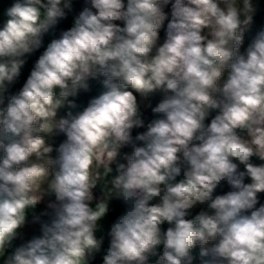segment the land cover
Here are the masks:
<instances>
[{
    "label": "clouds",
    "instance_id": "obj_1",
    "mask_svg": "<svg viewBox=\"0 0 264 264\" xmlns=\"http://www.w3.org/2000/svg\"><path fill=\"white\" fill-rule=\"evenodd\" d=\"M262 3L0 0V264H264Z\"/></svg>",
    "mask_w": 264,
    "mask_h": 264
},
{
    "label": "crops",
    "instance_id": "obj_2",
    "mask_svg": "<svg viewBox=\"0 0 264 264\" xmlns=\"http://www.w3.org/2000/svg\"><path fill=\"white\" fill-rule=\"evenodd\" d=\"M70 23H71V21L69 19V21L63 23L61 25V27L67 28L68 26H70ZM262 26H264V3L261 4L260 11L257 13V15L255 17V23H254V26H253V30L255 31L256 29H258V28H260ZM33 59H35V58H33ZM30 67H31V62H29L28 67L25 68L23 76L21 78V82L27 76L28 70L30 69ZM16 87L18 88L19 85H17ZM99 91H100V86L97 85L96 93H98ZM158 100H159V97L157 96V97L151 98L148 101H145L144 102V106H143V111L146 112L148 115L152 116L151 111H150V107L148 105L154 106L158 102ZM76 103L80 106V108H82L83 106L86 105V103L83 100V93L78 98H76ZM126 151H128V150H126ZM115 208H116V212L120 211V205L119 204H116ZM111 218L112 217L110 216L109 219H111Z\"/></svg>",
    "mask_w": 264,
    "mask_h": 264
},
{
    "label": "built area",
    "instance_id": "obj_3",
    "mask_svg": "<svg viewBox=\"0 0 264 264\" xmlns=\"http://www.w3.org/2000/svg\"><path fill=\"white\" fill-rule=\"evenodd\" d=\"M37 55H38V53H37ZM33 58H35V57H33ZM97 85L98 84H96L95 82H93L92 83V91L90 93H83V98H84V100H85L86 103H87L88 99L90 98V96L97 94L96 93ZM144 116H145L146 119H150L151 118V116L148 115L146 112H144Z\"/></svg>",
    "mask_w": 264,
    "mask_h": 264
},
{
    "label": "trees",
    "instance_id": "obj_4",
    "mask_svg": "<svg viewBox=\"0 0 264 264\" xmlns=\"http://www.w3.org/2000/svg\"><path fill=\"white\" fill-rule=\"evenodd\" d=\"M83 100H84V98H83ZM84 102H85V100H84ZM86 103V102H85Z\"/></svg>",
    "mask_w": 264,
    "mask_h": 264
}]
</instances>
